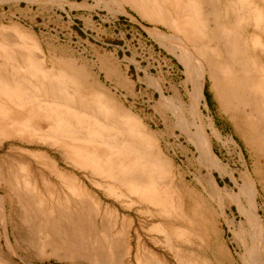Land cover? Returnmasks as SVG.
<instances>
[{
    "label": "rangeland",
    "instance_id": "obj_1",
    "mask_svg": "<svg viewBox=\"0 0 264 264\" xmlns=\"http://www.w3.org/2000/svg\"><path fill=\"white\" fill-rule=\"evenodd\" d=\"M140 1H137V5L141 4L144 9L147 6L149 10L145 9L144 15L149 12L154 15L155 12L163 16L162 20L177 27L190 16L175 12L174 8L183 0H169L170 4L167 0H149L151 6L148 0ZM199 1L186 0V3L198 6ZM218 1L222 8L218 19L224 29L234 23H243L225 13L223 7L228 0ZM251 1L260 3V10L261 4L264 5V0ZM126 2L0 0V172L7 175L19 173L24 163L34 162L31 168L37 176L42 172L44 177L50 176L53 180L57 179L56 173L67 175L64 178L70 177L71 180L77 178L76 182L88 189L97 202L116 210L129 222L130 252L123 264H147L149 254L157 258L160 264H264V155L255 144L247 143L243 122H234L223 110L218 82L208 73L203 77L195 72L175 33L165 29L159 20L155 24L150 15L144 18ZM163 9L166 10L164 14ZM254 17L257 18V15ZM259 17L261 30L255 33L252 29L246 31L241 27L238 33L243 40L247 39L246 46L251 57L264 67V13ZM253 21L254 18L250 20ZM130 25L140 27L156 46L171 57L167 70L164 69L162 73L150 72L138 62L135 44L133 46L129 42ZM186 25L189 27V24ZM177 29L182 45L189 48L193 55H198L202 46L213 49L216 46V41L209 44L207 39L194 38L187 27L191 37L186 29ZM249 36L253 40L250 41ZM28 54L41 60L43 71L51 73L58 85L65 87L66 97L71 96L72 99H69L70 104L74 102V107L68 112L75 117V128L94 132L95 145L100 144L96 154L59 148L60 133L43 134L46 127L41 130L40 126H36L39 125L37 115L47 110L36 107L35 101L42 99L41 104L48 106L52 97L46 81L34 85L35 76L30 72ZM116 55L119 58L132 56L125 59L136 66L128 69L123 64L127 61L119 60ZM110 68L119 74L116 77L123 82L113 80L115 76L109 74ZM72 69L82 73L84 80L79 86L71 83ZM16 78L26 79V82L33 84L35 100L24 102L11 94L14 93ZM1 84H4V88ZM90 108L96 110V117L86 112ZM119 124L124 129L116 132L118 127L115 126ZM131 140L139 141L144 147L157 152L160 161L138 156L134 148L129 147ZM41 142L54 143V146ZM55 142L58 144L55 145ZM101 149L106 153L112 150L113 153L108 154L110 157L117 155L120 158L122 155L123 159L117 156L113 158L121 160L114 161L112 165L117 172L111 166L105 167L110 165L107 160L109 156ZM80 160L85 164H94V167L101 162V168L98 165V172L92 173L74 167ZM160 168L163 170L162 176L158 173ZM133 169L147 175L149 181L134 184L132 181L120 182L118 177H114L115 181L114 178L111 180L113 175ZM103 173H112V177L106 178L107 175ZM247 176L252 180L253 187L251 202L256 221L252 227L255 234L250 231L246 216L240 212L234 200ZM149 185L151 192L156 194L153 203L149 195L140 199L133 192L137 188L146 189ZM60 188L65 190L64 186ZM242 202L246 204V199L242 198ZM15 210L18 212L19 209ZM13 211L7 209V216ZM22 255L28 264H61L45 256L42 259L33 248L28 255ZM251 257L254 259L251 260Z\"/></svg>",
    "mask_w": 264,
    "mask_h": 264
},
{
    "label": "bare ground",
    "instance_id": "obj_2",
    "mask_svg": "<svg viewBox=\"0 0 264 264\" xmlns=\"http://www.w3.org/2000/svg\"><path fill=\"white\" fill-rule=\"evenodd\" d=\"M125 1L130 3L131 7L135 8L140 15H144L147 6L144 9L141 4L137 5L138 0H124V2ZM151 1L154 2L155 0ZM151 1H149L150 6ZM181 1L178 4H180ZM141 2L142 0L140 3ZM167 3L170 4L169 0H167ZM199 3L198 6H195L193 3H186V0H183L180 5H177V7L174 8L175 12H178L177 15H190L188 19L185 18L184 22L181 21L178 24V27H180L181 30H185L187 27L188 30H191L190 32L193 33L192 35L194 38L202 41L207 39L209 44L211 41L212 43L213 41H216L214 49L209 46H202L199 49L200 53L198 52V55L191 54L192 51L182 45L177 26L168 23L166 20L164 21V19L162 20L163 16H158L154 11V15H150L151 12L145 15L152 16L151 19L155 21V24L156 21L159 20L160 24L163 23L162 26L164 25L165 29L175 33L179 38L180 46L184 48L185 54L188 55L189 59L192 61V65L196 68H194V70H196L195 72L200 73L203 77L205 73H208L210 74V77L218 82L217 84L220 86L218 92L219 99L223 110L230 115L234 122H236V120H241L243 122L245 134L247 136V143L249 145L255 144L259 152L264 155V67L261 64L259 65V63H256L251 57L252 55L248 53L246 46V44H248L247 39L243 40L238 33V29L240 30L241 27L246 31L252 29L253 32L257 33L256 31L260 29L261 26L258 24L259 18H261L259 15L264 13V5L261 4L262 7L260 10V3L251 0H238V2L230 3L228 0V3L223 7L225 13L227 16L231 14L236 20L243 21V23H234L228 29H224L218 19L220 9H222L219 5V1L202 0L201 2L199 1ZM140 5L142 7H140ZM173 5L176 4L173 3ZM165 11L166 10L162 11L163 14ZM158 13L160 14V12ZM255 15H257V18L254 17ZM146 16L144 18H146ZM252 18H254L255 22H250ZM186 24H189L190 28ZM188 30L186 29V31ZM128 34L131 37L129 42H132L133 46L135 44V50L137 51L136 55L138 62L141 65L145 66L150 72L154 71L155 73H162L164 69L167 70L169 68L167 62H169L171 57L166 55L167 53H164L159 46H156L149 35L144 33L140 27H133L130 25L128 28ZM176 36L175 38H177ZM190 37H187V39H190ZM249 40L251 41L253 38L251 39L250 37ZM27 57H29V65L32 70L30 72L35 76L34 85L37 86L42 84L43 81H46L49 87L48 91H50L52 97L51 104L48 106L41 104L42 99L35 101L38 105L36 107H42V109L47 110L46 113L37 115L38 118H36V120H39V125L37 124L36 126H40L41 130L46 127L45 130H43V134L51 135L53 133H58L57 135H59L60 133L62 135L60 143L58 144V142H55V145L58 144L57 146L59 148H72V151H75L76 153L86 150L87 152L92 151L93 153L90 152L92 155L96 154V150H98L100 144L95 145L97 140L92 134L94 132L90 129L82 130L80 127V131H78V129L75 128V117L72 112H68L74 107V102L72 101L73 103L70 104L71 102H69V99H72L70 98L71 96L66 97L65 87L63 88V86L58 85V82L52 78V75L50 76L51 73L48 74L43 71L41 60L33 57L32 54H28ZM14 67L15 66L13 65V68ZM15 72H17L16 69ZM71 74L73 76L71 82L73 86H79L83 83L84 78L80 71L72 69ZM25 80L17 79L14 81V89L12 91L14 93L11 94L20 97L24 102H31L35 100V89L33 90L31 86L33 84H30ZM150 82H152V80ZM1 86L4 88V84H1ZM84 87L85 84L83 88ZM9 97H11V95ZM86 112H89L92 115L94 114L96 117V110L94 111L93 108L86 110ZM98 115L100 114L98 113ZM77 125L80 126V124ZM121 126V124L115 126L118 127L116 128V132H121L122 129H124ZM84 127L86 128V126ZM203 140L205 142V139ZM118 143L120 144L121 142L119 141ZM41 144L54 146V143L41 142ZM129 147L134 148L138 156H147L151 159H149L150 161H160L159 156H156L157 152L154 153L148 146L144 147L143 143L139 141L131 140ZM101 152L107 156H109L108 154L113 153L112 150H109L108 153L103 150ZM114 156H109L110 158L108 157V159L106 157L110 162V165L105 166L106 168L107 166H109V168L111 166L112 169L114 161L117 160L113 159L116 158L117 155ZM94 157L95 156H93V158ZM117 158L123 159L122 155L120 158L117 156ZM210 161L208 160V162ZM47 163L49 164V162ZM51 163L54 164L52 161ZM72 163L75 162H71V164ZM37 164L39 163L37 162ZM32 165H34V162L24 163L22 167L18 166L22 171L19 173L13 172L10 175L4 174L5 172H0V264L25 263L26 260L22 253L28 255L31 253L32 248L36 251V255L39 257L41 256L42 258L45 256L46 258L54 259L61 264H123L124 259H126L130 252L128 245L129 222H127L124 217L119 216V214L116 213V210L108 208L106 205L102 206L97 202L95 196L89 193L88 189V191L85 190V188H82L84 187L83 185L81 187L79 182H76L77 178L71 180L70 177L64 178V176L66 177L67 175L56 173L55 175L57 179L53 180L50 176L44 177V173L41 174L42 172L40 173L41 175L39 174L37 176L31 168ZM98 165L99 168H101V162L100 164L98 163ZM98 165L96 164L97 167H94V164H85L81 161L75 163L74 167L96 173L98 172ZM105 167L103 168L104 170ZM15 171L17 172V170ZM115 171L117 172V170ZM158 171L159 175L162 176L163 170L161 171L160 168ZM112 173L115 172L113 171ZM112 173L110 175L103 174L105 176L107 175L106 178H108V176L112 177ZM114 177H118V180L123 183L132 181L134 184H139L149 181L147 180V175L140 173L136 169L127 172L124 171V173H120L119 175L115 174V176L113 175L112 179H110L113 180ZM116 178H114V181ZM58 181H60V184L56 186ZM251 181L252 180H250L249 176L245 178L240 187V191L238 192V195H235L234 200L237 202L240 212L246 216L248 225L251 228L250 231L255 234L252 227L253 223L256 221V216L251 202V189L253 188ZM59 186L62 188L64 186L65 190L61 189ZM151 191L152 189L149 185L146 189L142 190L141 188H137L133 192L136 193L140 199L149 195L150 200L153 203V198L156 194ZM159 193L160 192L158 191L157 196ZM242 198L246 199V204L242 202ZM15 208L19 209L18 212ZM7 209L14 210L9 217L7 216ZM136 240L138 241L137 238ZM148 257L147 264H160L159 260L152 254H149ZM253 257H251V260L254 259ZM26 264L28 263L26 262Z\"/></svg>",
    "mask_w": 264,
    "mask_h": 264
},
{
    "label": "crops",
    "instance_id": "obj_3",
    "mask_svg": "<svg viewBox=\"0 0 264 264\" xmlns=\"http://www.w3.org/2000/svg\"><path fill=\"white\" fill-rule=\"evenodd\" d=\"M116 56L119 58L118 55H116ZM125 57L129 59V58H132V56L127 57L126 55H123L122 58H119V60H125V61H127V63H123V64H124V65H127V66H128V69H131L132 66H136L135 63H133L132 61H129V60L125 59ZM135 68H136V67H135ZM136 69H137V68H136ZM109 74L115 76V78H113V80H114V79H115V80H118L119 83L123 82V81H121V79H120L119 77H116V76H119V74L116 73V71H114L112 68L109 69ZM131 77H132V76H131ZM117 83H118V82H117ZM203 98H204L205 103L207 104V100H206L205 96H204Z\"/></svg>",
    "mask_w": 264,
    "mask_h": 264
}]
</instances>
